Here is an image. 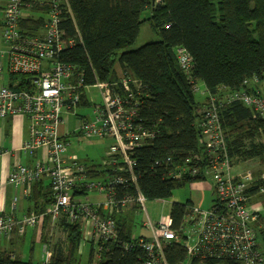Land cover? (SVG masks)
Masks as SVG:
<instances>
[{
    "label": "trees",
    "instance_id": "1",
    "mask_svg": "<svg viewBox=\"0 0 264 264\" xmlns=\"http://www.w3.org/2000/svg\"><path fill=\"white\" fill-rule=\"evenodd\" d=\"M23 4L26 17L20 22L21 34L41 36L51 6L37 0H25ZM68 4L70 9L66 5L61 7L60 28L66 43L73 41V45L67 43L58 61L73 66L75 75H83L87 86L97 82L118 83V64L124 74L141 85L139 89L132 85L138 102L139 119L146 128L157 130V137L135 152L137 185L131 183L128 188L119 186L116 189L119 198L127 196L124 195L126 193L135 197L138 188L146 200H165L182 187L206 183L199 177L173 181L163 176L170 157L173 161L181 162L203 153L200 145L201 122L210 97L217 99L218 114L233 165L249 160L264 163L263 116L254 118L251 108L241 102L227 101L237 91L255 93L251 85L264 81V0H68ZM5 5L0 7L2 14ZM148 9L150 16L142 19ZM146 21L151 24L159 40L120 54V51L136 42L140 27ZM1 31L0 28V35ZM179 47L192 56V79L202 82L207 88L204 101L197 99L196 94L200 93L193 91L190 79L179 65L176 54ZM6 60V57H0L7 71ZM7 73V87L15 91L30 88L33 91L31 77ZM115 88L119 90L121 86ZM85 100V96H82L79 107L87 106ZM66 156H75L78 162L88 167L89 175L93 178H99L101 174L106 176L110 172L103 171L102 164L86 163L69 151ZM259 176L260 173L255 174L256 179ZM43 178L33 182L29 195L24 197L29 202L26 215L43 217L40 242L43 247L48 245L50 249L53 248L48 264H82L80 251L83 236L78 223H71L62 217L55 225L58 223L62 226L67 235V245L52 247L49 243L45 230L51 224L54 199L49 179ZM261 186H264V182H257L248 191L253 196L252 200L264 202ZM74 193L84 196L90 192L75 190ZM215 202L213 199L211 203ZM194 207L191 200L173 204L170 215L174 230L181 231L185 218L192 214ZM129 208L139 210L137 205H128L112 213L118 228L117 238L99 242L101 249L92 244L86 264L94 260L96 251L99 253V264H145L147 255L137 245V239H132L135 234L133 227L122 216ZM29 228L27 226L23 234L16 230L9 238L3 237L0 241L6 242L7 247L23 246ZM255 228L264 252L263 214L259 216ZM141 238L150 240L151 237ZM125 243L133 247L125 249ZM9 248L0 249V264H46L36 263L33 259L24 260L21 248L18 251L20 256ZM164 250L168 264H239L230 260L219 262L198 258L188 262L183 239L172 242Z\"/></svg>",
    "mask_w": 264,
    "mask_h": 264
},
{
    "label": "built area",
    "instance_id": "2",
    "mask_svg": "<svg viewBox=\"0 0 264 264\" xmlns=\"http://www.w3.org/2000/svg\"><path fill=\"white\" fill-rule=\"evenodd\" d=\"M51 6L49 19L41 36L21 34V19L26 17L23 9L25 0H10L3 9L0 35V57H6L7 71L23 74L32 78V88L15 91L0 86V119L10 116H26L30 121V139L24 144V150L34 155L44 150L45 159L32 166L18 163L8 177L15 187H23L24 195H29L33 182L47 177L53 190L51 222L65 217L71 223H78L82 232L81 246L86 243L97 246L99 242L116 239L118 228L112 213L119 207L137 205L146 209V198L137 188V195L126 193L119 198L116 189L128 188L131 183L137 185L134 158L137 149L150 144L157 137L156 129L146 128L139 116L138 102L133 86L140 83L133 77L120 74L115 84L97 82L87 86L83 75H75V68L62 64L58 58L68 44L60 28L61 7L70 9L68 0H37ZM181 69L190 79L193 91L207 95L202 82L192 79L193 59L184 48L176 49ZM4 62L0 61V74ZM119 85L121 89L115 87ZM133 85V86H132ZM90 91H96L101 103L92 105L88 98ZM87 98L93 109V117L82 119L78 131L86 138H97L110 142L103 171L99 178L89 175L87 166L77 161L75 156H66L70 149L61 127L69 130V118L76 114L82 102ZM217 99L210 97L208 106L203 110L200 145L203 153L195 154L184 161H166L165 179L182 181L199 177L210 182L215 203L208 209L194 207L190 216L184 220L181 231L173 229L171 215L157 224L149 221L144 224L150 228L149 239L133 235L137 245L147 255L145 264H168L165 248L172 242L184 241L187 261L230 260L239 264H264V252L258 242L255 224L259 216H264V204L252 200L248 191L257 182H264V172L258 179L252 171L234 173V165L229 156L226 137L218 114ZM228 102H241L253 111L254 118L264 116V93L237 91ZM86 119V120H85ZM75 190L95 192L104 196V201H84L76 196ZM264 193V186L260 188ZM158 201V200H157ZM16 203H14L15 205ZM103 212V213H102ZM42 216L25 215L17 219L13 215L0 213V240L9 238L16 230L23 234L27 226L42 224ZM133 245L124 244L125 249ZM44 262L51 261L52 252L44 245ZM82 250V249H81ZM99 264V253L94 255ZM93 260V261H94Z\"/></svg>",
    "mask_w": 264,
    "mask_h": 264
},
{
    "label": "rangeland",
    "instance_id": "3",
    "mask_svg": "<svg viewBox=\"0 0 264 264\" xmlns=\"http://www.w3.org/2000/svg\"><path fill=\"white\" fill-rule=\"evenodd\" d=\"M9 0H0V7L4 6L6 3H8ZM159 2V0H157ZM30 14L36 15L32 12H29ZM151 11L148 9L146 10L143 15L142 19H146L148 16H150ZM3 18V14L0 12V20ZM41 33H38V35ZM159 40L158 35L153 31L151 24L146 21L144 22L141 27H140V33L139 36L136 40V42L130 46L127 47L126 49L120 51V54L126 51L130 50H137L144 45L151 43V42H156ZM118 64H116V67ZM4 80H1L0 77V85H8L9 84V76L8 74H5V77L3 78ZM196 97L199 101H204L205 96L196 94ZM89 100L91 101L92 105L95 104H100L101 100L99 96L97 95L96 91H90L88 95ZM79 114H82L83 116H88L87 120H89L91 117H93V109L91 106L88 108H83L79 107ZM86 120V119H85ZM82 120H78L76 123L75 117H71L70 123H69V129L71 131L78 129L80 123ZM70 149L72 153L76 154L79 156V158L82 161H85L88 163L91 161V163L94 164H102L103 160L106 158V154L108 151V146L110 145V142L104 141L101 142V140H95V139H84V140H79L75 138H70ZM235 166V165H234ZM234 173H240L243 171H252L255 174H259L264 172V163H261L259 160H249L247 162L239 163L237 166L233 169ZM193 189L190 185H187L185 187H182L178 190H176L172 197L169 199L165 200H146V209L147 211L143 210L142 208L139 209L138 211H134L133 209L129 208L126 209L124 214L122 215L123 218H127L129 220V224L133 227V231L135 235L137 236H145V237H151L152 236V231L150 228H145L144 224L149 221V218L151 221L155 224H157L161 219L169 216L171 214L172 206L175 202H186L187 200H193V198H196L197 196L201 195H192ZM204 197L202 200V208H210L211 207V202H212V195L209 194H203ZM80 199L87 201L92 200L94 198H97L99 201H104V198L95 195V193L92 191L90 193H87L84 196H79ZM257 200H261L260 198H257ZM263 201V200H262ZM264 204V202H262ZM27 204L29 205V202L27 201ZM56 222L48 225L47 229L45 230V233L47 234L49 238V243L54 247L55 245H67V235L65 231L63 230L62 226H59V221L57 225H55ZM35 232L33 231V228H29L27 230V236L25 238V242L23 246H10L11 251H15V254H20L18 253L19 249L21 248V251H23L24 246L25 250L23 251L24 254H22V258L24 260H29L30 257L33 258L34 262L36 263H41L44 262V249L41 244V236L43 232V224L39 225L38 227L35 228ZM14 235L13 237H15ZM37 241V243H35ZM0 249H5L7 248V244L4 241H0ZM52 252H53V248ZM90 249L91 245L90 244H84L82 250L80 251L81 253V262L82 264L88 263V253L90 254ZM90 263H95V260Z\"/></svg>",
    "mask_w": 264,
    "mask_h": 264
},
{
    "label": "crops",
    "instance_id": "4",
    "mask_svg": "<svg viewBox=\"0 0 264 264\" xmlns=\"http://www.w3.org/2000/svg\"><path fill=\"white\" fill-rule=\"evenodd\" d=\"M44 32V31H43ZM42 32V34H43ZM116 71L118 76L122 73L119 65L116 67ZM5 74H8L6 70L1 73V80H4ZM9 76V75H8ZM255 92L264 93V81H259L251 85ZM85 104L87 106L83 108H88L91 104L85 100ZM79 108V107H78ZM76 110V114L71 115V117H75L76 123L78 120H82L87 118L88 116H83L79 114V110ZM93 114V112H92ZM71 117L69 120H71ZM264 118V116H263ZM70 123V121H69ZM68 131L67 138H75L79 140L89 139L84 137L78 129L71 131L68 130L65 126L61 127L62 135ZM30 139V121L26 116L17 115L15 117H7L5 119H0V213H5L8 215H13L17 219H22L27 214L28 204L27 199L24 197V189L21 187H15L13 184L8 182V177L11 174L13 168L18 164H24L31 166L35 162L43 161L45 159V152L42 149H39L37 153L34 155H30L27 151L24 150V144ZM98 140V139H95ZM104 143V141H101ZM69 152L72 153L71 149ZM76 155V154H74ZM237 165L234 166V168ZM241 173V172H240ZM43 179L47 180V177ZM45 180V181H46ZM48 182V181H46ZM193 189L192 195H201L193 198L192 203L197 208H202V200L204 197L203 194L212 195L213 200V189L210 182L206 183H194L190 184ZM31 189V188H30ZM95 195H98L95 193ZM104 198L103 195H99ZM89 200V199H88ZM90 202H98L97 198L89 200ZM180 202V201H179ZM14 203H16L14 205ZM33 231L35 232V228ZM27 236V234H26ZM26 240L24 239L23 243ZM2 243V242H0ZM37 243V241H35ZM9 248V246L7 247ZM25 250V246L23 251ZM22 254H24L22 252ZM89 255V253H88ZM30 259H33L30 257Z\"/></svg>",
    "mask_w": 264,
    "mask_h": 264
}]
</instances>
